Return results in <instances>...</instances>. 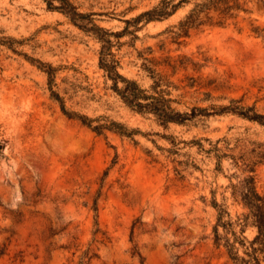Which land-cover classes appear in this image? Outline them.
Returning <instances> with one entry per match:
<instances>
[{"label":"rangeland","instance_id":"1","mask_svg":"<svg viewBox=\"0 0 264 264\" xmlns=\"http://www.w3.org/2000/svg\"><path fill=\"white\" fill-rule=\"evenodd\" d=\"M72 1L120 32L161 0ZM241 1L249 13L237 26L187 38L174 32L191 5L142 23L113 50L119 72L150 89L144 66L157 70L173 83L181 112L240 100L264 113V36L252 32L264 30V0ZM100 50L43 0H0V264H232L214 245L212 202L242 217L232 184L252 169L264 193V129L231 114L165 128L121 101L99 67ZM37 61L56 70L52 89L68 112L134 135H98L65 116ZM256 233L250 227L245 236Z\"/></svg>","mask_w":264,"mask_h":264},{"label":"trees","instance_id":"2","mask_svg":"<svg viewBox=\"0 0 264 264\" xmlns=\"http://www.w3.org/2000/svg\"><path fill=\"white\" fill-rule=\"evenodd\" d=\"M50 12L63 15L69 22L85 34L94 37L100 44L99 67L107 78L112 82V88L121 101L133 112L142 115H153L158 123L167 128L171 124L185 125L198 117H211L222 115H234L248 122L259 125L264 129V113L259 112L255 106H246L240 100H232L229 105L213 108H192L191 112H181L174 107L171 88L173 83L164 75L151 68L144 66L152 81L150 89H144L137 81L123 76L119 72V62L113 50L121 45L120 39L126 35H134L140 25L152 22H161L173 17L180 9L192 6L188 14L179 22L175 33L176 39L189 37L192 30H205L213 28H227L231 24L237 26L239 14L249 13L246 4L241 0H161L155 7L146 10L132 18L125 20L126 27L120 32H113L102 27L98 23L95 12H83L72 0H43ZM129 12V10H128ZM127 14V12H126ZM252 32L258 36H264V30L253 28ZM33 61V60H31ZM39 69L48 76L52 97L60 105L62 112L69 119H78L81 123L98 135L105 131L131 138L133 131L128 130L123 124L107 121L93 126L95 121L86 116H78L68 112L65 104L58 93L53 91L55 85L56 70L49 64L37 61ZM170 67L175 69V67ZM98 123L100 122L97 121ZM216 151H220L216 148ZM225 155H217L222 160ZM264 160V153L260 156ZM221 162V161H220ZM237 185L232 184V196L243 205L246 213L234 221L225 205L216 200L212 207L217 212L216 225L214 226V245L216 248H225L227 258L232 264H264V193H260L256 186L255 171ZM107 174V173H106ZM101 196V193H100ZM97 201L95 210L97 211ZM240 227V231H236ZM256 229L257 233L252 240L246 236L248 228ZM223 229L224 235L220 234ZM135 228H133L134 232ZM93 257H87L80 264H90Z\"/></svg>","mask_w":264,"mask_h":264},{"label":"water","instance_id":"3","mask_svg":"<svg viewBox=\"0 0 264 264\" xmlns=\"http://www.w3.org/2000/svg\"><path fill=\"white\" fill-rule=\"evenodd\" d=\"M4 148V146L3 145H0V150H2Z\"/></svg>","mask_w":264,"mask_h":264}]
</instances>
